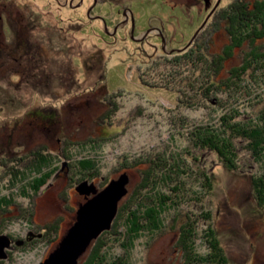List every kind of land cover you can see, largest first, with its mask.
Masks as SVG:
<instances>
[{
  "label": "rangeland",
  "instance_id": "obj_1",
  "mask_svg": "<svg viewBox=\"0 0 264 264\" xmlns=\"http://www.w3.org/2000/svg\"><path fill=\"white\" fill-rule=\"evenodd\" d=\"M234 1L8 0L7 9L0 0V198L11 202L0 210V236L14 241L0 264L43 262L76 221L84 202L75 190L78 184L88 181L103 189L126 173L128 194L119 202L123 205L136 194L142 170L151 161L190 173V180L180 177L188 183L189 197L165 215L161 230L143 233L132 245H124L129 241L122 225H116L115 235L110 230L101 235L105 246L100 254L109 263L203 264L198 260L208 252L204 232L211 228L229 264H264V209L253 198L250 177L261 176L264 161L258 163L239 149L241 170L232 172L203 151L200 158L206 156L213 183L208 199L194 173L205 162L195 163L192 156L198 150L187 146L186 134L194 128L219 127L223 112L243 114L245 104L238 95L215 89L220 78H207L201 69L199 79L189 78L187 85L178 78L182 88L168 84L172 66L167 60L192 52H206L208 61L222 55L229 38L226 25L213 13ZM256 1L261 0H246ZM242 51L226 61L220 77L240 65ZM250 72L240 77V86L258 87L253 79L264 84L256 75L251 79ZM199 76L212 87L206 99L195 107L180 106L183 94L193 92L187 86L202 88ZM260 83L255 94L245 95L254 106H245L238 120L263 109ZM34 147L40 148L38 153L49 148L51 167L57 170H49L51 176L36 195L24 196L21 189L29 177L10 186L1 166L4 158L28 157ZM84 158L94 160V170L80 171L77 162ZM192 189L202 199L191 197ZM151 190L140 192L144 196ZM183 227L192 235L189 244L179 246ZM94 244L79 264L86 262Z\"/></svg>",
  "mask_w": 264,
  "mask_h": 264
},
{
  "label": "trees",
  "instance_id": "obj_2",
  "mask_svg": "<svg viewBox=\"0 0 264 264\" xmlns=\"http://www.w3.org/2000/svg\"><path fill=\"white\" fill-rule=\"evenodd\" d=\"M219 9H217L213 15L217 14V21H223L226 25L225 32L229 38V44L226 45L222 55H212L213 59L208 61V55L205 54L206 52H200V54L198 53L197 55H194L192 52L190 55L183 54V56H177L167 60L168 64L172 66V71H169L168 75L169 85L178 84L182 88L178 78L183 79L184 84L187 85L189 78L194 77V79H199L197 75L198 71L201 69L202 73H204V76L207 78L208 75L214 78L215 75H217V77L220 78V83L216 84L218 88L215 87V89L219 91L227 90L230 94L238 95L240 98L239 101L245 104L242 105L244 108L242 111L243 114L236 110L223 112L219 119V127L216 126L212 128L208 124L200 125L186 134L187 140L189 141L187 144L188 148L198 150L196 155L192 156L193 161L201 165L205 162L203 167L197 166L196 168L198 171H194V173L195 181L199 186L198 189L202 188L206 190L207 193L205 195L209 196L208 199L212 197L213 183L207 173L206 156H201L202 159L200 158L203 151H209L223 167L232 172H236L241 168L239 165L241 160V156L238 152L239 149H244L247 152L245 155L251 157L258 163L264 161V107L251 117L238 120V118L246 112L245 106L250 109L254 106L253 103L245 99V95L251 96L255 94L256 89H261L259 85L260 81L251 77L256 75L258 78H262L261 82H264V0L256 1L253 4L246 2V0H235L232 4ZM218 10L221 12L218 13ZM242 49L240 65L226 70L227 76L220 77L219 75L221 74V70L225 67L226 61L233 57V53L236 50L241 51ZM247 71H251V75L249 73L248 76L253 79L252 82L256 81L258 87L239 85L240 77L246 75ZM199 77L202 88L199 87L195 89L194 86H187L186 88L189 92L191 90L193 92L192 94L187 92L189 95L187 97L183 94V100L181 98L179 101L180 106L195 107L206 99L212 87L206 78H203V76ZM251 79L248 80L250 83ZM215 81H217V78H215ZM241 81H243V79H241ZM261 86H264V84H261ZM243 88L246 91H243ZM185 91H187L185 88L181 90V92H179L180 95ZM223 109L225 108L223 107ZM36 115H38V113H36ZM187 140H185L186 143ZM243 144L244 146H242ZM44 150L46 151V155L43 154ZM25 158V168H27V170L23 172L14 170L12 174L8 173L5 174V176H10V186H15L18 182H22L29 177L30 181L27 185L25 184L27 187L21 189V193L24 196H29L30 194L33 196L38 193L40 188L45 185L51 176L52 172L43 171L45 167H48L53 162V155L49 154L46 148H42L40 154L35 158L33 156ZM77 164L81 172H90L94 170L95 162L92 159L84 158L78 161ZM151 164L150 168L142 170L144 175L143 181L137 186L135 191L136 194L130 197L129 203L127 202L123 205H121L122 202L119 203L117 216L110 231L115 235L114 228H117L116 225H122L125 229V237L127 241H129L124 245H129V243L132 245L143 233L154 235L155 232L161 230L165 215L169 211L174 210L181 200L188 199L189 197L185 190L187 187L186 184L188 183L186 182L185 184L183 180H180V177L185 176L190 180V173L187 174L186 170H182L178 173V171H175L174 167L166 168L165 162L154 163L151 161ZM52 170L55 172L57 167H54ZM33 173L34 176L30 177ZM210 173H213V171ZM174 174H177V177H174ZM90 175L91 174H89V177ZM5 176L1 177V179ZM250 177H252L253 198L256 204L264 209V170L260 177ZM190 182L191 181H189V183ZM162 184L163 186L166 185L167 188L160 191L157 187L162 186ZM191 184H193V181ZM148 188L157 191L153 194L151 190V193L148 191L142 196L140 190H147ZM190 195L191 197L192 195L197 197L193 189ZM125 199L126 197L123 198V201ZM197 199L202 198L197 197ZM10 203L9 199L7 200L4 197L0 198V210H4L1 208L3 206L7 207ZM207 217L208 213L206 214V218ZM48 228L49 230L53 229L54 225H49ZM109 232H104L103 234ZM204 233V241L207 244L208 252L205 257L199 256L198 261L203 264H229L227 256L215 232L211 228H207ZM191 235L189 229L185 227L181 228V242L179 246H181V243L186 245L187 242V244H189V237ZM93 243L95 244L91 247L88 259L83 264H121L120 259L109 263L105 254H100L102 247L105 246V244H102L103 239H101V237Z\"/></svg>",
  "mask_w": 264,
  "mask_h": 264
},
{
  "label": "water",
  "instance_id": "obj_3",
  "mask_svg": "<svg viewBox=\"0 0 264 264\" xmlns=\"http://www.w3.org/2000/svg\"><path fill=\"white\" fill-rule=\"evenodd\" d=\"M126 173L111 180L103 189L83 181L75 187L86 201L76 212V221L59 242L57 248L40 264H79L80 258L104 232L111 230L117 216L119 202L128 194ZM91 196V197H90ZM10 245L7 236H0V259H6Z\"/></svg>",
  "mask_w": 264,
  "mask_h": 264
},
{
  "label": "flooded vegetation",
  "instance_id": "obj_4",
  "mask_svg": "<svg viewBox=\"0 0 264 264\" xmlns=\"http://www.w3.org/2000/svg\"><path fill=\"white\" fill-rule=\"evenodd\" d=\"M2 1H4L5 3H3V5H6L7 6V9H8V3H7V1L8 0H2ZM18 1H20V0H18ZM16 6H18L17 4H16ZM0 13H2L1 11H0ZM3 14V13H2ZM4 15L5 16H7V12L6 13H4ZM0 19H1V17H0ZM38 113V112H37ZM40 115V114H39ZM35 116L37 117V115H36V112H35ZM32 122V121H31ZM33 123V122H32ZM40 146V145H39ZM44 149L46 148V150L48 151V153L49 154H52L53 155V153H51V150L49 149V148H47V147H43ZM40 148H31V149H29L28 150V152H27V154H28V156H30V157H36L37 155H39L40 153H38V150H39ZM46 153V151L44 150L43 151V154L44 155H46L45 154ZM24 155V154H23ZM23 155H18V156H14L13 158H11V159H9V160H6V158H4L3 160H4V162L5 163H3L2 164V166H1V169L3 170V171H5V173H13L14 172V170L15 171H19L20 170V172H23V171H25V170H27V168H25V157H23ZM27 157V156H26ZM28 158V157H27ZM52 164V163H51ZM51 164L47 167L48 169L46 170V171H44V172H49V170H51L52 168H54V166L53 167H51ZM45 169V168H44ZM99 189V188H98ZM83 197V199H84V202L86 201V198L84 197V196H82ZM91 197V196H90ZM83 202V203H84ZM82 204V203H81ZM44 232V231H43ZM2 235V234H1ZM60 235V234H59ZM8 238H9V241H10V245H9V247L7 248L8 250H10L12 247H13V240L8 236ZM7 249H5V253H6V255H7V257H8V253H7Z\"/></svg>",
  "mask_w": 264,
  "mask_h": 264
}]
</instances>
